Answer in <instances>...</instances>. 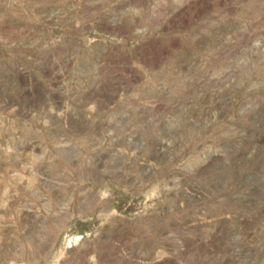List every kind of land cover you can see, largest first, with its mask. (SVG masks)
<instances>
[{"label":"rangeland","instance_id":"rangeland-1","mask_svg":"<svg viewBox=\"0 0 264 264\" xmlns=\"http://www.w3.org/2000/svg\"><path fill=\"white\" fill-rule=\"evenodd\" d=\"M0 264H264V0H0Z\"/></svg>","mask_w":264,"mask_h":264}]
</instances>
